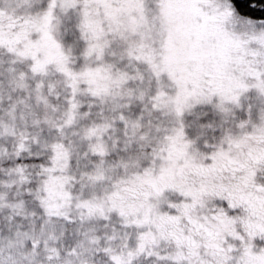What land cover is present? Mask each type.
Instances as JSON below:
<instances>
[{"label": "snow or ice", "instance_id": "6c2138e0", "mask_svg": "<svg viewBox=\"0 0 264 264\" xmlns=\"http://www.w3.org/2000/svg\"><path fill=\"white\" fill-rule=\"evenodd\" d=\"M0 264H264V0H0Z\"/></svg>", "mask_w": 264, "mask_h": 264}]
</instances>
